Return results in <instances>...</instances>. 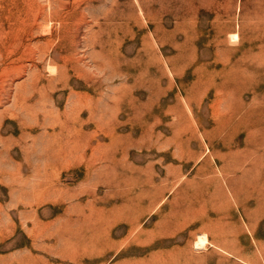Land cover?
I'll return each instance as SVG.
<instances>
[{"label": "rangeland", "instance_id": "374dc122", "mask_svg": "<svg viewBox=\"0 0 264 264\" xmlns=\"http://www.w3.org/2000/svg\"><path fill=\"white\" fill-rule=\"evenodd\" d=\"M0 264H264V0H0Z\"/></svg>", "mask_w": 264, "mask_h": 264}, {"label": "bare ground", "instance_id": "6f19581e", "mask_svg": "<svg viewBox=\"0 0 264 264\" xmlns=\"http://www.w3.org/2000/svg\"><path fill=\"white\" fill-rule=\"evenodd\" d=\"M205 244V237H201L200 239H198V241L196 242V246L198 247H202Z\"/></svg>", "mask_w": 264, "mask_h": 264}, {"label": "crops", "instance_id": "0c3cea01", "mask_svg": "<svg viewBox=\"0 0 264 264\" xmlns=\"http://www.w3.org/2000/svg\"><path fill=\"white\" fill-rule=\"evenodd\" d=\"M197 241H198V240H197ZM197 241H196V242H197Z\"/></svg>", "mask_w": 264, "mask_h": 264}]
</instances>
